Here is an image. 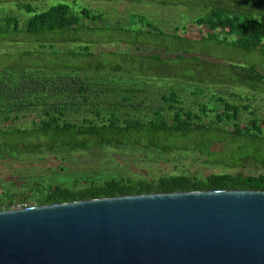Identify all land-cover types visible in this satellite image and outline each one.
<instances>
[{
	"label": "rangeland",
	"instance_id": "374dc122",
	"mask_svg": "<svg viewBox=\"0 0 264 264\" xmlns=\"http://www.w3.org/2000/svg\"><path fill=\"white\" fill-rule=\"evenodd\" d=\"M162 1L170 3V0H0V32H3L0 33V71L4 68L13 69L19 65L23 68L40 65L44 71L58 70L62 73L74 74L73 71L63 70V67L58 65L92 66L108 58L109 61L103 63L108 67L113 66L114 62L118 61V64L123 62L126 64L124 70H132L134 75L145 76L127 75L124 72L115 74L110 67H106L98 74L76 73L78 75L76 81L78 85L83 84L90 89L94 103L102 105L105 108L103 110H108L111 105L121 104V96L126 91L132 93V104L144 102V106L137 109L129 107L117 110L124 118L149 121L152 118L150 108L163 104L161 96L169 95L171 92L178 95L181 106L196 113H199L202 105H208L211 110H215L220 97L238 106H249L250 109H242L239 120L232 123H215L214 112H209L207 116L202 115V124L210 128L223 129L228 133H209L206 137L194 133L189 139L179 140L176 144L164 141L163 144L172 148L167 153L133 147L126 150L77 151L57 158L46 150L26 153L14 150L11 153L14 157L0 158V211L17 210L24 206L28 208L40 206L37 201L38 195L31 194L29 201H25L22 195L23 192L35 189L36 184L53 188L57 186L83 188L92 183H103L111 178L152 181L167 175H188L203 180L212 174L259 175L264 173L263 165L252 162L236 168L211 165L199 159V154L191 150L194 146L203 144L209 146L214 152L220 150L228 157L231 155L239 157L244 154L254 156L258 160L264 158V145L253 144L246 139H236L231 135V132L236 129L242 130L248 127L249 121L253 118L261 122V129L264 132V89L252 91L236 83L244 79L241 73L243 69L253 64L258 65L260 72L264 75L263 54L234 51L227 44L216 43L211 44L212 47H210L214 50H208L210 54L215 55L214 67L208 66L205 69V65L199 62L177 61L166 62L165 67L156 69L155 64L148 63L147 60L142 62L139 56L160 54L164 59L168 57L174 59L178 54L155 48L160 46L154 41L156 39H151L153 42H150V37H148L149 43H145L141 51L124 42L115 41L118 38L122 40L130 38L128 33L117 31L119 28L126 31H150V28L141 22V17L146 18L147 22L168 35H176L195 42L207 36L208 31L194 23L198 17L208 12L196 0H180L179 6L176 7L165 5ZM57 4L71 6L76 14H79L81 8H86L102 17L97 21L79 18L80 25L77 31L81 40L76 44L68 43V37L61 39V36H45L36 39L25 33L27 21L31 16L25 5L36 9L37 12H45ZM12 16L18 19L19 27L16 33L10 32L8 35L5 18ZM217 36L219 40L226 38L224 33H218ZM231 40L232 38H228L227 43ZM163 43L169 44V41ZM87 46H89L88 52L94 57H81ZM110 53L122 55L123 58L136 56L137 59L131 64L124 62V59L120 62L121 58L108 55ZM52 62L58 65L54 63L55 67L47 65ZM231 66L240 69L233 72ZM55 81L58 82V79ZM83 110L87 109L83 108ZM216 111L221 112L222 108ZM251 112H254V115ZM39 114L38 111L31 113L27 111L26 115L19 120L2 121L0 119V129L30 130L35 123L39 122ZM167 116H170V113H167ZM67 120L70 123L80 124L83 117L69 114ZM136 139L137 137H133L131 141ZM4 141L6 140L0 139V143ZM22 141L26 144L36 143L29 138ZM184 148H190V150L181 151ZM9 190L13 194L12 201L4 198V193Z\"/></svg>",
	"mask_w": 264,
	"mask_h": 264
},
{
	"label": "trees",
	"instance_id": "16d2710c",
	"mask_svg": "<svg viewBox=\"0 0 264 264\" xmlns=\"http://www.w3.org/2000/svg\"><path fill=\"white\" fill-rule=\"evenodd\" d=\"M179 1L170 0V3L165 1H162V3L176 7L179 6ZM196 1L208 10L205 15L194 21L197 26L208 31L207 36L201 41L195 42L176 35L165 34L153 24L147 22L144 17H141L140 20L150 28V31H126L119 28L117 31L128 33L130 38L126 40L118 38L120 40L115 41L124 42L141 51L145 43H149L148 37H150V42L151 39H156L154 41L160 46L155 48L162 51L170 50V52L178 54L174 59L170 57L164 59L160 54L139 56L142 62L147 60L148 63L155 64L156 69L165 67L166 62L177 61L184 63L199 62L205 65V69L208 66L214 67L216 65L213 62L215 55L210 54L208 50H214L210 47H212L211 44L216 43L227 44L234 51L256 52V54L260 53L264 56V0ZM25 6L27 11L31 13L26 24L25 33L36 39L45 36H61V39L68 37V43L76 44L81 40L79 31H77V27L80 25L79 18L97 21L102 17L93 14L86 8H81L79 14H76L71 6L67 4H57L45 12H37L36 9ZM5 22L8 35L10 32L16 33L18 31L19 21L16 17H6ZM218 33H224L226 38L219 40ZM228 38H232L230 43H227ZM167 41H169V44L163 43ZM172 43L173 46H171ZM88 48L89 46L85 48V52L81 54V57H94L88 52ZM108 55L118 56L121 58L119 59L120 62L124 59V62L130 64L137 59L136 56H125L123 58L119 54L110 53ZM108 61L107 58L102 63L98 62L92 66L58 65L54 62L47 64L52 67L61 66L63 70H71L74 74L62 73L58 70L44 71L40 65H33L29 68H23L19 65L13 69L4 68L1 70L0 119L2 121L19 120L26 115L27 111L30 113L38 111L40 114L39 122L35 123L30 130L0 129V139L6 140L4 143H0V158L14 157L11 154L14 150L25 153L46 150L57 158L77 151L126 150L133 147L167 153L172 148L163 144L164 141L176 144L179 140L189 139L194 133L202 134L204 137L209 133H228L223 129L210 128L202 124V115L207 116L209 112H214L215 123L224 124L238 121L241 110L250 109L249 106H238L220 97L218 107L215 110H211L208 105H202L199 113H196L181 106L178 95L171 92L169 95L161 96L163 104L150 108L152 118L149 121L145 122L131 117L124 118L120 116L117 110L129 107H136L137 109V107L144 106V102L132 104V93L126 91L121 96V104L111 105L108 110H103L105 108L102 105L94 103L90 89L84 87L83 84L78 85L76 81L78 77L76 73L87 74L93 72L98 74L108 67L103 64ZM125 65L123 62L118 64L117 61L109 67L115 74L124 72L127 75H134L132 70H124ZM230 68L233 72L240 69L236 66ZM241 73L244 79L236 82L240 83L238 86L242 88L246 86L252 91L264 89V75L260 72L258 65L246 66ZM134 76L145 75L137 74ZM55 79H58V82ZM83 108H86L87 112ZM221 108V112L216 111ZM167 113H170V116H167ZM69 114L83 117L82 123H70L67 120ZM251 114L254 115V112H251ZM231 135L236 139H246L253 144L264 145V132L261 129V122L257 118L251 119L249 126L245 129H236L231 132ZM133 137H137V139L131 141ZM25 138L33 139L36 143L26 144L22 141ZM141 139L142 141H140ZM210 142L213 143V141ZM189 150L190 148H184L181 151L186 152ZM191 150L199 154V159L211 165H226L236 168L247 162H252L264 166V158L258 160L254 156L244 154L239 157L235 155L228 157L220 150L214 152L209 146L203 144L194 146V149ZM227 190L264 191V173L259 175H244L242 173L236 175L227 173L212 174L203 180L188 175H167L152 181L111 178L103 183H92L83 188L64 186L53 188L36 184L35 189L30 192H23L22 195L25 201H29L31 194H36L40 206H47L142 194ZM10 192L11 190L6 191L4 198H9L12 201L11 196L13 194Z\"/></svg>",
	"mask_w": 264,
	"mask_h": 264
},
{
	"label": "water",
	"instance_id": "95a60500",
	"mask_svg": "<svg viewBox=\"0 0 264 264\" xmlns=\"http://www.w3.org/2000/svg\"><path fill=\"white\" fill-rule=\"evenodd\" d=\"M0 264H264V191L154 193L0 211Z\"/></svg>",
	"mask_w": 264,
	"mask_h": 264
},
{
	"label": "built area",
	"instance_id": "2783aa9c",
	"mask_svg": "<svg viewBox=\"0 0 264 264\" xmlns=\"http://www.w3.org/2000/svg\"><path fill=\"white\" fill-rule=\"evenodd\" d=\"M23 208H28L27 206H24Z\"/></svg>",
	"mask_w": 264,
	"mask_h": 264
}]
</instances>
